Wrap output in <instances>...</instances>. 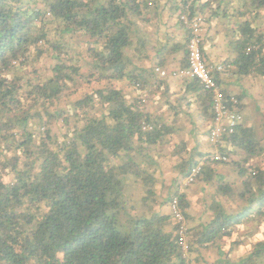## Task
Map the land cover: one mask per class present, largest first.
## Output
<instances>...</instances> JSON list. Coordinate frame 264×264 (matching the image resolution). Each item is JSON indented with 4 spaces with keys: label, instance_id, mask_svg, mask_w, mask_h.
Masks as SVG:
<instances>
[{
    "label": "trees",
    "instance_id": "trees-1",
    "mask_svg": "<svg viewBox=\"0 0 264 264\" xmlns=\"http://www.w3.org/2000/svg\"><path fill=\"white\" fill-rule=\"evenodd\" d=\"M186 6L191 18L220 24L236 77H264V0H0V264H264V137L215 69L224 111L240 117L230 134L226 119L216 120L213 91L173 76L189 67ZM158 70L195 99L170 94L168 109L192 104L211 144L204 164H178L161 190L157 147L177 127L149 112ZM196 167L184 188L214 192L198 229L180 185ZM247 224L261 235L249 232L248 251L233 259V229Z\"/></svg>",
    "mask_w": 264,
    "mask_h": 264
},
{
    "label": "crops",
    "instance_id": "crops-1",
    "mask_svg": "<svg viewBox=\"0 0 264 264\" xmlns=\"http://www.w3.org/2000/svg\"><path fill=\"white\" fill-rule=\"evenodd\" d=\"M172 22V21H171ZM180 40H181V36ZM201 53L205 58V63L209 67L216 68L217 66L224 67V64L228 69L225 71L215 70L217 74V80L222 87L229 86L230 93L240 99V114L243 117V121L247 124L253 123L256 126L257 137H264V77L261 76H243L241 79L236 77L234 73L233 62L235 58V52L233 50V45L229 44L228 37L221 31L220 24L216 20L204 21L201 26V42H200ZM176 66L172 67L174 70ZM166 71V70H165ZM166 75L161 77L156 75V84L159 83L160 86L155 87V89H150L151 93L147 94L148 98V109L149 112L156 117V120L163 119L166 124H173L177 127V132L166 142L165 144L158 146V161L160 164L159 179L158 182L161 186L172 185V180L177 177L178 164L187 162L191 160L190 163L196 162L199 164H204V161L208 154L211 144L209 145L207 140L208 135V120L201 116L198 110L189 109L193 105L190 104L183 107L182 110L172 113L168 109L167 99H169L170 94L179 93L183 96L184 102L189 100V103H195V99L192 98L191 94H186L184 92L185 85L179 81V79H171ZM162 79V80H160ZM238 79V82L236 81ZM237 82V84L235 83ZM160 87V88H159ZM172 95V96H173ZM175 96V97H177ZM173 100V98H170ZM179 102L182 103V98L178 97ZM183 102V103H184ZM195 106V105H194ZM193 124L195 130L193 128ZM262 125V128L260 126ZM197 129V131H196ZM200 131V132H199ZM188 144V145H186ZM230 146H227L229 150ZM231 149V148H230ZM199 155H203L202 157ZM191 158V159H190ZM193 159V160H192ZM177 166V167H176ZM224 173L232 174L229 177V181L232 182L235 179L234 171L225 170ZM180 175V174H179ZM162 176V177H161ZM158 178V177H157ZM181 179L180 185L184 188L183 181ZM179 187V189L181 188ZM206 186L204 183H199L196 186H190L189 188H184V196L186 203L188 204L186 213L188 216V224L195 229H198L203 223L209 220L210 216V204L212 203L211 196L214 192L211 188ZM222 204L225 206L223 199H221ZM248 225V224H247ZM243 225L233 229L232 238L238 235V238L232 240L234 245L233 259L240 258V248L244 247L247 242L244 236H249V234L240 235L241 232H237ZM246 226V225H245ZM256 231V232H255ZM255 234L250 235V239L254 236L261 235V229L255 227ZM260 231V235L258 234ZM237 234V235H236ZM240 235V236H239ZM230 237V240L232 239ZM249 239V237H248ZM238 243L240 245H238ZM248 247V245H247ZM228 248V247H227ZM249 247L247 248L248 251ZM224 250V249H223ZM210 252V253H209ZM213 252V253H211ZM207 254L214 256V251H207ZM216 256V255H215ZM214 256V258H215Z\"/></svg>",
    "mask_w": 264,
    "mask_h": 264
},
{
    "label": "built area",
    "instance_id": "built-area-1",
    "mask_svg": "<svg viewBox=\"0 0 264 264\" xmlns=\"http://www.w3.org/2000/svg\"><path fill=\"white\" fill-rule=\"evenodd\" d=\"M179 19L183 23V25L186 26L189 32V38L187 41V57H188L189 67L186 70L177 71L176 73L173 74V76L195 78L200 82L204 90L213 91L214 94L213 100L215 102L214 111L217 116L216 120L218 121L221 118H225L228 123L227 131L230 134L233 132V128L236 125V122L240 119V117L238 114H233L232 112L228 113L224 111V107L222 105V94L220 93L219 88L217 87L214 81V77L212 75V71L214 69L216 71H222V67L220 66H217L216 68L209 67L203 61V57L200 49L201 26L206 20V16L202 14H198L195 15L193 18H191L189 7L186 6L184 11L180 14ZM158 72L161 77H164L166 75V72L163 70L160 71L158 70ZM219 135H220V129L214 128V130L210 132L209 142L212 144L217 143L219 141ZM214 158L216 160H219L222 157L216 155ZM222 159L224 160L225 158ZM198 171H199L198 167L194 168L191 171L190 176L186 179L185 182H183L184 186L192 181V179L196 176ZM171 210L173 212V215L176 217V219L178 221H182V215L176 206V200L173 201L171 205ZM185 232H186V228L184 224L181 223L178 233V240L184 257H186L188 253V243H187V238L185 237Z\"/></svg>",
    "mask_w": 264,
    "mask_h": 264
},
{
    "label": "rangeland",
    "instance_id": "rangeland-1",
    "mask_svg": "<svg viewBox=\"0 0 264 264\" xmlns=\"http://www.w3.org/2000/svg\"><path fill=\"white\" fill-rule=\"evenodd\" d=\"M204 24V23H203ZM160 184H159V182H158V184H157V189H159V186ZM163 189V188H162ZM160 190H161V187H160ZM139 195V194H138ZM255 229V227L253 226V224H248V225H243L239 230H237V232H238V234H239V232H241L240 233V235H245V234H249V232H251V231H253ZM237 235V234H236ZM239 235V236H240ZM238 236V235H237ZM248 237L249 236H247L246 238H244L245 239V241L247 242V240H248ZM247 245H245L244 247H241L240 248V255H242V254H244L245 252H246V250H247Z\"/></svg>",
    "mask_w": 264,
    "mask_h": 264
}]
</instances>
